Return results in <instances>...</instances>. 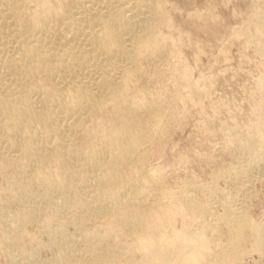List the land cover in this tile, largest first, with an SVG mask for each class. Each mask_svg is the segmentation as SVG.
I'll return each instance as SVG.
<instances>
[{
  "label": "bare ground",
  "instance_id": "6f19581e",
  "mask_svg": "<svg viewBox=\"0 0 264 264\" xmlns=\"http://www.w3.org/2000/svg\"><path fill=\"white\" fill-rule=\"evenodd\" d=\"M165 2L58 0L49 11L48 3L44 8L36 3L37 9L32 0H0V171L11 169L8 184L17 190L16 198L24 203L32 200L21 214L28 222L45 213L48 222L56 218L60 206L72 207L77 230L63 240L67 248L72 242L80 245L81 254L95 262L126 246L125 252H139L142 259L148 258L147 264H174L173 257H187L194 264H239L249 253L238 241L246 212L235 205L234 192L224 193L228 190H223L222 200L227 210L218 218L234 222L236 231H230L235 238L233 235L232 241L223 243L221 250L219 246L210 250L211 242L200 233L192 242L185 238L161 242L158 217L166 211L161 209L154 169L144 163L149 139L158 130L159 119L154 114L158 107L145 100L134 101L130 93L141 56L150 53V48L162 47L157 24L162 23L160 7ZM259 10L257 18L264 6ZM256 141L253 148L264 154V135ZM256 157L264 169V155H253L240 166L236 161L235 169L246 177L238 179L240 187L253 183ZM54 188L60 191L61 200L47 208L49 191ZM39 194L43 195L41 201ZM179 195L187 209H199L193 199L186 203L187 198ZM5 214L0 203V217ZM84 218L93 222L94 229L85 226ZM251 223L249 250L258 251L264 244V223ZM1 224L5 242L11 223ZM123 233L132 235L133 243L119 242ZM110 237L114 243L106 241ZM70 250H60L59 254L64 256ZM10 254L9 261L16 260L13 249ZM20 256L27 257V253ZM71 260L74 264L75 259Z\"/></svg>",
  "mask_w": 264,
  "mask_h": 264
},
{
  "label": "rangeland",
  "instance_id": "374dc122",
  "mask_svg": "<svg viewBox=\"0 0 264 264\" xmlns=\"http://www.w3.org/2000/svg\"><path fill=\"white\" fill-rule=\"evenodd\" d=\"M47 1L32 0V4L35 7L39 3L38 6L44 8ZM52 1L49 0L48 4L56 7L58 0ZM165 1L164 7H160L165 18L161 14L162 23L157 24L162 47L150 48V53L141 56L130 93L132 100H145L158 107L154 111L159 119L156 125L158 130L149 139L144 163L154 169L157 189L162 195L161 209L166 211L162 218L158 217L161 242L172 238H185L192 242L200 233L201 237L205 236L203 239L211 242L212 246L208 247L214 251L220 249L223 243L232 241L230 238L233 235L235 238V233L231 235L230 231H236V225L218 218L227 210L222 200L223 192L228 190L224 193L234 192L237 195L235 205L246 212L243 219L245 225L238 241L239 247L249 253L239 264H264V244L258 251H251L252 244L248 238L253 230L254 223L251 221L264 223L262 162L255 158L257 167L252 168L255 174L251 180L253 183L245 185L250 186L248 190L239 184L241 179L246 178L244 173L239 168L235 169L238 163L239 166L246 164L253 155H264L261 154L263 150L258 154L252 145L253 141L257 143L256 140L264 135V84L260 83L264 80V12L258 18L256 13L262 10L259 8L264 6V0ZM50 6L47 5L49 11L55 9L54 6L50 9ZM193 88L196 91L191 93ZM11 172V169L0 171V203L6 213L0 217V229L4 226L1 223H11V226H7L8 241H2L4 230H0V264H20L21 261V264H66L69 259H75L74 264L78 261L79 264H147L148 258L142 259L137 251L125 252L126 246L122 250L117 248L112 256H102L96 262L81 254L80 245L74 246L72 242L67 248L68 243L63 239L77 230L72 207L60 206L56 218L48 222L49 215L46 213L39 216L37 221L33 220L36 225L25 220V215L21 214L27 204H32V200L24 203L16 198L17 190L8 184L13 175ZM255 176L260 177L257 179ZM38 189L34 185V191ZM51 190V202L47 203L46 206L50 205L47 208L54 201L61 200L60 191ZM180 193L184 195V200L187 198L186 203L193 199L199 209H187L181 203ZM39 195L37 199L43 200V195ZM39 205L43 206V203ZM18 217L22 228L16 224ZM84 221L87 228L94 227L89 218H84ZM122 235L118 237L121 238L119 242L133 243L132 235ZM106 241L114 243L115 240L110 237ZM7 244H10L9 247ZM12 249L16 253V260L9 261ZM63 249L71 250L61 256L59 253ZM19 250H24L27 257L20 256L24 253ZM216 251L218 253L219 250ZM61 257L65 261H59ZM173 260L174 264H194L188 262L187 257H173ZM70 262L73 263L72 260Z\"/></svg>",
  "mask_w": 264,
  "mask_h": 264
}]
</instances>
